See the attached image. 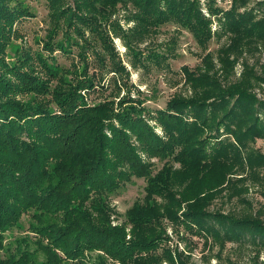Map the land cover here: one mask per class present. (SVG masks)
Instances as JSON below:
<instances>
[{
	"label": "trees",
	"instance_id": "16d2710c",
	"mask_svg": "<svg viewBox=\"0 0 264 264\" xmlns=\"http://www.w3.org/2000/svg\"><path fill=\"white\" fill-rule=\"evenodd\" d=\"M45 1L50 25L54 32L64 31L65 40L49 37L46 55L18 49L7 62L16 26L33 15L24 0H0V250L4 234L24 215L33 221L35 246L30 252L27 238L16 240L0 264H108L100 253L119 264L173 262L167 251H154L165 235L163 222L178 224L180 217L191 234L252 244L258 259L264 252V206L240 215L209 207L227 185H232L230 198L240 193L237 183L248 180L264 200V154L253 147L264 140V99L252 91L264 84V66L258 74L245 63L241 78L228 83L236 63L231 54L264 48V14L257 15L264 0L250 8L246 0H232L227 10L207 0L210 18L200 0ZM117 6L133 13L135 26L124 37L131 63L141 62L131 38L142 40L172 24L203 49L212 36L229 37V45L218 51L221 75L207 53L203 70L183 68L190 95L174 97L153 114L128 96L119 103H87L85 96L99 88L102 71L114 73L111 83L120 87L123 67L104 28ZM211 17L219 23L214 34ZM73 46L78 59L71 71L52 54L70 55ZM148 58L159 64L167 57ZM138 151L162 167L154 173ZM231 176L241 178L231 181ZM132 177L145 181L144 196L125 211L120 226H112L108 197ZM38 252L44 255L41 262L32 259Z\"/></svg>",
	"mask_w": 264,
	"mask_h": 264
},
{
	"label": "rangeland",
	"instance_id": "374dc122",
	"mask_svg": "<svg viewBox=\"0 0 264 264\" xmlns=\"http://www.w3.org/2000/svg\"><path fill=\"white\" fill-rule=\"evenodd\" d=\"M246 1L248 8H250L259 0ZM67 2L73 5V0H67ZM206 2L207 0H200L203 14L205 17L210 18L209 12L206 10ZM231 2L232 0H215L216 6L223 10L229 9ZM24 3L29 6L33 16L21 20L16 26L14 40L5 54L7 62L14 60L18 49L19 51L21 49L29 51L31 55H35L38 52L46 55L48 50L44 47L50 42L49 37H53L52 39L55 41L65 40V37H62L64 31L54 32L50 25L49 10L45 0H24ZM262 13L264 14V8L257 15ZM132 14L127 8L117 6L115 12L107 17V20L109 19L107 21L108 25L104 27L108 31L109 39L123 67V71L119 76L120 82L117 83V86H120L119 89L116 90L113 86L114 84L111 83L115 79L113 78L115 76L114 73L106 74L102 71L100 73L103 74V78L101 79L102 76L96 78L99 88L85 96L87 103L103 102L106 99H112L114 102L119 103L121 99L128 96L131 100L139 101L153 114L154 110L164 108L166 102L174 99V97L190 95L189 87L185 83L183 68L187 67L194 72L198 71V69L203 70V58L207 53L212 55L215 70H218L221 75L218 51L223 46L229 45V37L227 38V35H223L220 38L212 36L207 47L203 49L187 30L178 29L172 24L161 26L157 32L146 35L142 40L138 37L135 39L131 38L130 41H133V47L140 52L141 58V62L131 63L134 57L131 51H128L124 37L130 35V30L135 26L131 18H129ZM112 23L115 24L111 27ZM218 29L219 23L211 17L212 34L216 33ZM113 30L119 32L121 36L115 35ZM85 37L92 40L88 30H85ZM72 52L70 55H64L57 50L53 52L52 56L56 58L59 65H62L66 70L73 71L72 65L78 59L76 57V46L72 47ZM152 54L167 58L157 64L154 60H149L148 57H151ZM88 55L90 58L92 57L91 50H89ZM229 58L236 61L233 65V73L228 78V83L230 84L241 78L244 73L245 63L258 74L262 72L264 48L250 53L244 51L241 56L231 54ZM97 65L95 64L96 69H101L98 63ZM90 71L92 72V70ZM252 91L258 98L264 99V84L261 86L256 85ZM26 98L29 97L25 96L24 99ZM149 123L151 125L154 124L152 121H149ZM155 130L161 134L160 128L156 127ZM253 147L256 149L255 151L264 154V140H257ZM138 152L143 161L154 165V173L162 167V163L158 162L157 159L148 158L141 151ZM238 178H241V176L230 177L231 181ZM231 186L227 185L225 187L227 189L213 201L209 211L240 215L250 209L256 212L264 206V200L259 194L260 188L250 180L243 185L237 183L240 193L229 198L228 194L233 191ZM144 187L145 181L143 179L132 177L129 183L123 184L117 191L109 195L108 203L109 208L112 209L110 215L112 226H120L123 223L125 211L135 201L143 198ZM262 218L264 219V207ZM183 220L185 221L184 218L180 217L179 221L182 222L178 224L168 220L163 222L165 235L154 252L161 255L162 252L167 251L173 262L165 259L160 264H179L182 260L185 264H264V252H261L259 258L256 259L257 249L252 244L248 242L215 241L210 236L191 234L185 229ZM54 221L56 220L51 219V222ZM30 224H33L31 217L24 215L17 227L4 234L5 240L3 248L0 250V258L9 257L16 246V240L22 238H27L29 243H31L27 248L30 252L35 250L34 236L29 230ZM193 231L196 232L194 227ZM96 254L95 252L94 255ZM100 255L106 259L108 264H119L102 253ZM179 257L181 260H179ZM32 259L37 260L36 262H41L44 260V255L38 252L32 256Z\"/></svg>",
	"mask_w": 264,
	"mask_h": 264
}]
</instances>
